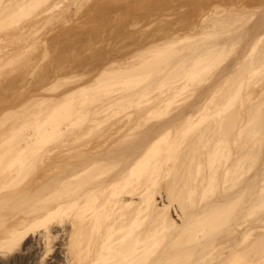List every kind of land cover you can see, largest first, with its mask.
I'll return each instance as SVG.
<instances>
[{
  "label": "bare ground",
  "instance_id": "1",
  "mask_svg": "<svg viewBox=\"0 0 264 264\" xmlns=\"http://www.w3.org/2000/svg\"><path fill=\"white\" fill-rule=\"evenodd\" d=\"M0 264H264V0H0Z\"/></svg>",
  "mask_w": 264,
  "mask_h": 264
},
{
  "label": "rangeland",
  "instance_id": "2",
  "mask_svg": "<svg viewBox=\"0 0 264 264\" xmlns=\"http://www.w3.org/2000/svg\"><path fill=\"white\" fill-rule=\"evenodd\" d=\"M152 27H155L154 25H152V26H150L149 28H148V30L149 31H152L154 28H152ZM250 29H252V25H248V26H246L245 28H244V30L245 31H243V33H244V37L245 38H247L249 35H250ZM46 30V29H45ZM249 30V31H248ZM246 32H247V34H246ZM248 39V38H247ZM116 42V41H115ZM120 44V43H119ZM238 49V48H237ZM236 49V50H237ZM236 54H237V52L236 53H234V54H231L229 57H227V59L224 61V63H223V65L222 66H225V65H227V64H229L235 57H236ZM44 60H46V59H44ZM80 80V81H79ZM78 81H77V83H79V82H81L82 81V78H80ZM260 86H256V88L254 89V95H256L257 94V92H259L260 90H261V87H260V89H258ZM258 95V94H257ZM256 95V96H257ZM195 99H194V97H190V98H188L185 102H196V100L194 101Z\"/></svg>",
  "mask_w": 264,
  "mask_h": 264
}]
</instances>
